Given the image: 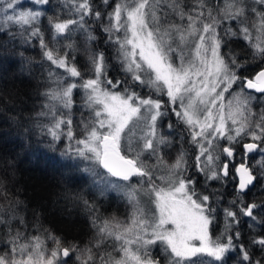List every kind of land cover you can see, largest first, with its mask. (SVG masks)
<instances>
[{
    "label": "snow or ice",
    "instance_id": "obj_1",
    "mask_svg": "<svg viewBox=\"0 0 264 264\" xmlns=\"http://www.w3.org/2000/svg\"><path fill=\"white\" fill-rule=\"evenodd\" d=\"M66 2L73 16L50 18L46 40L41 10L0 0V38L28 45L35 39L47 62L40 65L46 76L36 91L39 107H27L16 81L0 75V111L13 112L26 139L38 134L62 158L90 161L85 170L102 185L100 195L116 193L128 211L105 217L95 198L65 184L52 214L69 204L85 213L92 232L78 243L46 223L48 209L17 194L6 169L0 264H264V155H252L264 154V0ZM235 40L244 42L247 58L232 50ZM19 55L34 75L32 61ZM110 69L125 75L110 77ZM76 94L84 109L78 122ZM176 143L169 162L163 149ZM190 169L203 177L199 190ZM229 184L222 206L217 185ZM221 216L223 230L214 236Z\"/></svg>",
    "mask_w": 264,
    "mask_h": 264
},
{
    "label": "trees",
    "instance_id": "obj_2",
    "mask_svg": "<svg viewBox=\"0 0 264 264\" xmlns=\"http://www.w3.org/2000/svg\"><path fill=\"white\" fill-rule=\"evenodd\" d=\"M43 16L40 21V28L44 31L45 39L49 38V19L54 16H60L61 18H69L73 16L71 10V3L66 0H50V4L44 9ZM73 39L81 50L77 53L78 60L83 63L85 56L83 53V36L80 34H74ZM96 44L100 45L102 50L108 49L107 44L101 43L98 39ZM231 48L242 58L246 57V45L242 40H235ZM23 51V58H28L32 61L30 67L33 69L34 75H29L27 67L22 64V57L19 52ZM111 55V50H109ZM43 61L38 41L35 39L32 45L24 44L19 39H12L11 36L0 38V75L4 76L9 84L16 81L15 93L21 97L27 107L31 108L33 101L36 102V107H39L40 100L42 98L36 95L37 88L43 83L41 73L46 76V72L40 67ZM115 64V60H112ZM118 67V65H117ZM24 68V75L21 76V70ZM251 74V73H246ZM110 77L121 78L125 74L123 72L109 71ZM23 80V83L20 81ZM140 88H137V91ZM79 91V90H77ZM146 94L149 92L145 89ZM259 95V94H257ZM76 107L74 108V122H78L81 119L80 112L84 111L79 94L75 95ZM165 99V97H164ZM19 104H12L9 102L10 108L19 107ZM255 107V102H254ZM258 110V109H257ZM12 111H0V174H3L6 169L9 170V175L12 176L14 184L20 189L17 193L23 200H25L30 207L40 206L41 208L48 209L46 223L57 229L62 235H66L69 238H76L77 242L87 241L92 229L86 218L85 213L73 208L70 204L67 207L61 206L62 210H57L55 214H52L53 202L57 199L60 189L65 184L70 183L77 191H82L86 196H91L96 199L100 206V212L105 216H118L121 217L120 207L124 202L116 194L100 195V189L93 182L94 178L86 171V166L81 165L80 159L62 158L59 151H54L48 146V140L44 137H40L38 134L33 135L31 139H26L28 135L26 132L19 130L12 122ZM174 119V118H173ZM165 132V127L163 129ZM58 148L62 145H57ZM178 143L171 149L170 155L166 156L169 162H172L176 156L174 149L179 148ZM238 152L239 147L237 146ZM167 148L163 149V152L167 153ZM264 155V154H263ZM191 156V153H189ZM258 161L262 154L254 155ZM242 157V153L237 155L236 162H239ZM9 161L14 162V172L10 170ZM250 164L252 160L248 161ZM65 165L66 167H62ZM98 169V168H97ZM188 175L199 181L198 190L203 187V177L197 173L194 169H190ZM213 184L216 182L213 181ZM219 188L220 193L225 197V201H222V206H225L226 200L230 199L228 193L233 191L232 185L229 184ZM215 191L216 189H212ZM258 195V193H257ZM30 215V213L28 214ZM223 217H219L217 223L214 226L213 235H218L223 230ZM260 226H255L252 231H260ZM245 231H248L245 226ZM235 255V254H233ZM233 264H239L238 260Z\"/></svg>",
    "mask_w": 264,
    "mask_h": 264
},
{
    "label": "rangeland",
    "instance_id": "obj_3",
    "mask_svg": "<svg viewBox=\"0 0 264 264\" xmlns=\"http://www.w3.org/2000/svg\"><path fill=\"white\" fill-rule=\"evenodd\" d=\"M223 2H224V0H220L217 4L220 5V4H222ZM24 4H25V10H27V9H29V8H33V9H38V10L44 11L45 7L47 6V5H45V6L33 5V4L30 2V0H24ZM145 89H146V88H145ZM145 89H138V91H140L141 94H146ZM81 95H82V94H79L80 99H81ZM165 99H166V97H165ZM167 131H168V129H167V126L165 125V132H167ZM174 146H175V144H174ZM174 146H173V147H174ZM166 151H167V153H171V149H169V148H167ZM262 155H263V154H262ZM80 162H81V165L86 166L90 161L87 162V161H85V160H80ZM150 163H154V161H150ZM87 166H88V167H93V165L91 164V162H90ZM97 168H98V167H97ZM97 170L100 171V172H103V169L98 168ZM96 186L99 187V189H101V187H102V185H97V184H96ZM111 193L116 194V193H114V192H108L107 194H111ZM119 198H120V197H119ZM120 199H121V198H120ZM123 202H124L123 206L120 207V209H121V213H123V215L121 216V218H124V216L127 214V211H128V206H127L126 202H125L124 200H123Z\"/></svg>",
    "mask_w": 264,
    "mask_h": 264
},
{
    "label": "water",
    "instance_id": "obj_4",
    "mask_svg": "<svg viewBox=\"0 0 264 264\" xmlns=\"http://www.w3.org/2000/svg\"><path fill=\"white\" fill-rule=\"evenodd\" d=\"M220 0H216V3H218ZM252 155H255V154H252Z\"/></svg>",
    "mask_w": 264,
    "mask_h": 264
}]
</instances>
